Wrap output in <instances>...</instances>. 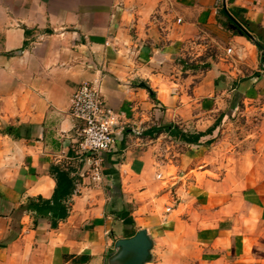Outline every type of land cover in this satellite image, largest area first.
Here are the masks:
<instances>
[{
	"label": "crops",
	"instance_id": "obj_1",
	"mask_svg": "<svg viewBox=\"0 0 264 264\" xmlns=\"http://www.w3.org/2000/svg\"><path fill=\"white\" fill-rule=\"evenodd\" d=\"M257 41L264 0H0V264H108L140 229L146 264H264V116L219 136L264 99ZM85 81L121 113L101 181L71 115ZM54 166L75 180L55 228L28 207Z\"/></svg>",
	"mask_w": 264,
	"mask_h": 264
},
{
	"label": "built area",
	"instance_id": "obj_2",
	"mask_svg": "<svg viewBox=\"0 0 264 264\" xmlns=\"http://www.w3.org/2000/svg\"><path fill=\"white\" fill-rule=\"evenodd\" d=\"M71 115L81 122L79 126V149L89 155L92 162V178H103L102 152L109 151L115 144L116 130L121 124V113L105 103L101 90L85 81L72 97ZM133 132L140 135L141 129Z\"/></svg>",
	"mask_w": 264,
	"mask_h": 264
},
{
	"label": "trees",
	"instance_id": "obj_3",
	"mask_svg": "<svg viewBox=\"0 0 264 264\" xmlns=\"http://www.w3.org/2000/svg\"><path fill=\"white\" fill-rule=\"evenodd\" d=\"M248 25L250 23L245 21ZM259 48L262 52V61L264 63V43L257 41ZM157 131L166 130L171 135L182 141L189 143H197L201 139L204 133H187L179 128L178 125H168L166 127L154 128ZM53 174L57 180V186L55 193L52 198L45 199L43 197L30 198L28 207L36 211L39 216H50L52 218V226L55 228L58 226L59 221L67 218L69 215V210L66 205V201L72 194L75 187V180L71 176L69 170L63 169L60 166L53 167ZM137 231L135 230L131 236L135 235ZM130 236V237H131Z\"/></svg>",
	"mask_w": 264,
	"mask_h": 264
},
{
	"label": "water",
	"instance_id": "obj_4",
	"mask_svg": "<svg viewBox=\"0 0 264 264\" xmlns=\"http://www.w3.org/2000/svg\"><path fill=\"white\" fill-rule=\"evenodd\" d=\"M153 246L154 239L148 230L140 229L135 235L116 241L115 249L108 257V264H146L151 260Z\"/></svg>",
	"mask_w": 264,
	"mask_h": 264
},
{
	"label": "rangeland",
	"instance_id": "obj_5",
	"mask_svg": "<svg viewBox=\"0 0 264 264\" xmlns=\"http://www.w3.org/2000/svg\"><path fill=\"white\" fill-rule=\"evenodd\" d=\"M249 106L250 109L246 107ZM253 107V108H252ZM252 108V109H251ZM264 116V99L255 102L243 103L236 117L228 120L222 128L226 131L220 133L219 136L229 134L232 142H239L241 139L247 137L253 130L261 124V119ZM252 138V136H251Z\"/></svg>",
	"mask_w": 264,
	"mask_h": 264
}]
</instances>
